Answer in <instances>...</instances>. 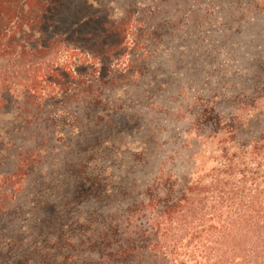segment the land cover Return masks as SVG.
I'll return each mask as SVG.
<instances>
[{"label": "rangeland", "instance_id": "1", "mask_svg": "<svg viewBox=\"0 0 264 264\" xmlns=\"http://www.w3.org/2000/svg\"><path fill=\"white\" fill-rule=\"evenodd\" d=\"M52 2L58 44L35 70L52 78L0 94V186L21 174L1 264H100L141 202L241 159L264 179V0Z\"/></svg>", "mask_w": 264, "mask_h": 264}, {"label": "trees", "instance_id": "2", "mask_svg": "<svg viewBox=\"0 0 264 264\" xmlns=\"http://www.w3.org/2000/svg\"><path fill=\"white\" fill-rule=\"evenodd\" d=\"M53 13L52 0H0V94L24 81L52 78L35 70L58 44L47 38ZM253 165L241 159L235 175L222 172L209 186L186 185L167 193L164 201L155 195L129 209L126 224L101 242L100 264H264V179L254 178ZM20 176L17 172L2 181L0 202L4 185ZM4 214L0 206V216ZM137 254L147 257L133 261Z\"/></svg>", "mask_w": 264, "mask_h": 264}]
</instances>
